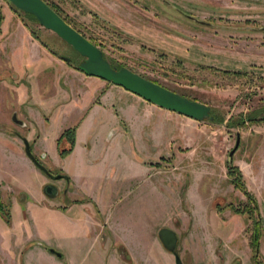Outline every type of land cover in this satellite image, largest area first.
<instances>
[{"label":"rangeland","instance_id":"374dc122","mask_svg":"<svg viewBox=\"0 0 264 264\" xmlns=\"http://www.w3.org/2000/svg\"><path fill=\"white\" fill-rule=\"evenodd\" d=\"M0 1V130L17 129L26 137L31 129L43 152L55 160L60 131L74 128L78 145L85 148L88 142L91 148L83 170L89 190L59 178L61 190L51 199L68 205L70 188L82 200L96 197L110 216L96 214L100 225L108 219L110 231L104 236L107 248L98 252L95 232L87 234L72 212L68 221L42 204L33 210L35 220L25 225L36 238L31 246L23 241L20 250L12 245L21 233L22 211L7 201L0 208V264H26L22 258L32 247L28 264H49L36 253L43 246L75 258L70 264H113L112 259L175 264L158 237L162 227L179 234L176 251L185 264H254L250 237L256 218L262 229L259 247L264 248V121H258L264 117V0H45L102 49L112 65L209 105L214 115L209 121L140 96L145 111L139 109L142 117L135 118L134 106H142L133 104L128 90L77 70L84 58L72 46L7 0ZM17 21L28 23L36 33L32 38L46 49L35 51L41 52L36 65L31 58L30 67L24 66L27 77L10 74L15 68L8 53L15 48L19 58L23 50L36 48L15 27ZM23 121L28 123L23 126ZM237 134L239 144L229 161ZM48 160L42 162L48 165ZM0 164V183H13L1 158ZM229 165L241 170L258 213H250ZM51 170L58 172L54 166ZM30 179L37 187L39 179L33 174ZM48 182L55 184V179Z\"/></svg>","mask_w":264,"mask_h":264},{"label":"crops","instance_id":"0c3cea01","mask_svg":"<svg viewBox=\"0 0 264 264\" xmlns=\"http://www.w3.org/2000/svg\"><path fill=\"white\" fill-rule=\"evenodd\" d=\"M0 7L4 8V5L2 4L1 1H0ZM7 11L9 13V10H7ZM14 23H15V27L19 28L20 33L23 35H26L27 42L30 41L31 45H32V43H34L36 48L33 51V53L32 52L26 53L23 50V52L21 53V56H19V58L16 57L17 52L15 51V48H13L12 52L8 53V54H10V55H8V57L10 59V56L12 54V59L14 60V66L13 67L15 68V71L13 70V73H10V74H12L14 77L15 76L19 77V76H21V73L23 72L24 73L23 77H27L29 75L30 71L28 72L25 69L30 67L28 65H29L31 58L33 60H35L34 63L36 65L37 64V58L40 56L41 52L35 53V51H39V49H43V48L41 46H39L40 44H38V42H37L38 40L36 41V39L32 38L30 30L28 29V27L23 22L17 21ZM45 50L46 49H43V51H45ZM44 54H46V53H44ZM24 66H26L25 69H24ZM17 70L20 72H17ZM17 87H18L17 89L20 90L21 89L20 87H22V86L17 85ZM110 87L111 86H109V88ZM23 90L25 91V89H23ZM128 92H127L126 96L130 100L132 99L133 104H139V107L142 106L141 108H138V106H134L135 112L138 111L137 112L138 115H136L134 110H132V112L135 114V118H136V116L138 118L139 113H140L139 109H142L144 104L141 102V100H137V99H141L139 96H137L135 94L133 95V94L128 93ZM107 94H108V92H107ZM27 98H29V96L26 94L24 99H27ZM97 107L99 108V106H97ZM93 108L94 107H92V109L90 108L88 113L93 111ZM74 110H77V106H74ZM125 110H126V108L124 109V111ZM142 110L145 111L144 108ZM140 116L142 117V115H140ZM27 117H28V115H27ZM127 122H128V120H127ZM26 123H28V122L23 121V123H22L23 126L26 125ZM16 130H15V132H16ZM7 131H9V130H2V131L0 130V134L3 135L2 138L4 140V144H0V158L5 161V165H7L6 169L10 170V176H11L10 178L13 180V183H11V181L8 183H0V196H1V201H3L4 203L9 201L13 205V207L19 208V210L22 211L20 219L18 218L19 219L18 222L20 223V226H21V230H20L21 233L18 236L19 239L18 238L16 239V240H18V243L14 244L12 246L17 247L18 249L21 250L20 247L23 246V243H22L23 241L25 242V245L31 246L30 243L33 240H35L36 237L33 236L32 234L30 235L26 226L29 223V220H35L33 210L42 204H47V206H49L50 211H52V209H54L55 212H57L60 215H62L63 217H65V219H67V220L69 219L67 217V213L72 212L71 216L74 217L76 221L82 222V224H83L82 228L84 229L85 232H87V234L89 233V235H90V234H93V232H95L94 238L96 239L95 241H96L97 247L100 249V250L99 249L97 250L98 252L107 248L105 246L106 240L104 239V236H110V231L107 229L108 228L107 227V223H108L107 220L108 219L106 221H102V223L100 225V219L96 217V214H99V215H101L103 217H107V218H109L110 216L107 214L106 210H102V208L100 206V204H102V203H100V200H98L96 197H92V196L88 197L89 200H82V198L74 197L73 196L74 195L73 190L69 188L68 189L69 191L67 190L66 193H67V195H71L72 197H70V201H69L68 205H66L65 203H64L65 205H62V203L54 202L51 198L54 197V194L56 195L59 192V190H61L59 187L60 180L55 179V184H52L55 187L54 193L46 194L45 193V187L47 184H49L48 178L45 175L41 174L42 172H40V170L33 164L30 157L26 154L22 138L19 137L18 135L12 134L11 131H9V132H7ZM17 131L20 132V130H17ZM25 138L29 141L33 154H37L36 150H39L41 152L43 151L41 149V146L39 145L40 144L39 143V141H40L39 137H35L34 131H31V129H30L29 132H27V136ZM77 138H78V134L75 133V135H74V146L72 147L71 151L68 154H66L64 156H60L57 153V155H55V160L52 159L49 155H47L49 160H50V161L48 160V163L51 166L56 167L58 169V171H60L62 174H68L67 179H65V178H62V179L64 181L68 180L71 187H72V185L77 184L79 187L82 186V188L86 187L88 189V187H89L88 179L89 178L86 175L85 171H83V170L87 166V162L89 161V158L91 156L90 155L91 154V148L90 147L88 148V142L86 144V147L82 148V146L78 145V143H77L78 139ZM132 139L134 140V137H132ZM88 140H90V138ZM81 149H83V150H81ZM81 151L83 154L81 153ZM94 160H95V162H99L98 159H94ZM0 167H1V164H0ZM31 174H33L34 176H36V178L39 179V182L37 183V187L32 186V184H31V179H30ZM25 176H26V181L24 180ZM81 182H83V183H81ZM101 193H102V191L100 190L98 196H101ZM45 194L48 196H51V197H48ZM28 212H29V214H28ZM68 221H70V220H68ZM97 228H99V229L101 228L102 230L98 231ZM177 236L179 238L178 233H177ZM118 243L122 244L124 242L119 240ZM124 245H125V248L128 249L127 244L124 243ZM91 246H93V244H91ZM50 249H53L54 252L50 251ZM86 250H88V247L86 248ZM32 251H34L33 247L31 249H28L27 251L25 250V255L22 258V262L28 264V259H27L26 254H28V253L31 254ZM35 252H36V250H35ZM260 252L264 258V248H260ZM36 253H38L37 255H39L40 258H43L45 260L47 259L49 264H70V262H73L74 260H76L72 256H67L65 252H64L65 253V255H64V254L58 252L57 249H55V248H50V247L46 248L45 246L41 247L38 250V252H36ZM56 253H59L60 256H58ZM25 256H26V259H25ZM180 256H181V259L183 261L181 254H180ZM117 258L120 259V262L122 261L121 256H117ZM112 262H113V264H118V262L116 260L113 261V259H112ZM133 262H134V259L131 257L130 263H133ZM199 262H201V261H196L193 264H197ZM20 263L21 262L19 261V264ZM183 263H184V261H183ZM217 263L219 264V262H217ZM204 264H208V263H204Z\"/></svg>","mask_w":264,"mask_h":264},{"label":"water","instance_id":"95a60500","mask_svg":"<svg viewBox=\"0 0 264 264\" xmlns=\"http://www.w3.org/2000/svg\"><path fill=\"white\" fill-rule=\"evenodd\" d=\"M15 8L32 14L38 23L56 33L61 39L68 43L84 59L78 64V69L86 75L96 76L112 84L142 97L161 108L176 112L194 120L209 121L214 119L211 114V107L206 103L190 99L176 93L142 75L130 70L127 67L116 68L103 56L102 50L92 43L87 37L67 23L45 0H7ZM70 61V58L63 57ZM26 154L36 161L30 150V144L26 138H22ZM240 135H236L234 148L229 152L228 160L237 148ZM61 175H55L59 179ZM52 187H45V193L50 194ZM158 237L166 250L174 254L175 264H184L178 253L175 251L177 245V233L169 227H162L157 232ZM53 251V249H50ZM60 256L59 253H56ZM204 264V263H197Z\"/></svg>","mask_w":264,"mask_h":264},{"label":"trees","instance_id":"16d2710c","mask_svg":"<svg viewBox=\"0 0 264 264\" xmlns=\"http://www.w3.org/2000/svg\"><path fill=\"white\" fill-rule=\"evenodd\" d=\"M16 9L17 8L14 7V10H16ZM17 10H19V9H17ZM54 10L58 13V11L56 9H54ZM19 11H21V10H19ZM25 14L37 21V19L32 14H29V13H25ZM2 19H3V16H2V13H1V10H0V24L2 22ZM25 25L28 27V29L30 30L32 35L33 34L36 35L34 30L31 28V26L28 23H25ZM35 38H37V37L35 36ZM42 44L44 46H46V43L42 42ZM116 68H120V67H116ZM211 114H213L212 113V109H211ZM250 120H252V119H250ZM255 121H257V120H255ZM258 121H264V117H262ZM74 133H75V129L74 128H68L62 133V135L58 139V141H57L58 142V146L61 144V140L62 139L67 140V142L69 143V147L60 148L59 149V155L60 156H64V155L68 154L71 151V149H72V147L74 145ZM229 172H230V175L234 177L235 185L240 187L242 189V191L244 192V194L247 196V198H248L247 202H248V205H249L250 213L251 214L252 213H258V207H257L256 199L245 188L243 180H242L241 170L239 169V167L236 166V165H229ZM1 205H3V203L0 201V208L2 207ZM1 211H3V210H1ZM237 211H239V210H237ZM5 216L6 217H4V218L7 219L9 217V213L6 212ZM254 229H255V234H254V236L250 237V246H251V249H252V252H253V261H254V264H264V262L262 260H260L259 252H258L259 239H260L261 234H262V232H261V230H262L261 229V223H260V219H258V218H256V220H254Z\"/></svg>","mask_w":264,"mask_h":264},{"label":"flooded vegetation","instance_id":"af4514ba","mask_svg":"<svg viewBox=\"0 0 264 264\" xmlns=\"http://www.w3.org/2000/svg\"><path fill=\"white\" fill-rule=\"evenodd\" d=\"M60 15V14H59ZM61 16V15H60ZM62 17V16H61ZM63 18V17H62ZM64 19V18H63ZM65 20V19H64ZM66 21V20H65ZM67 22V21H66ZM68 23V22H67ZM77 30V29H76ZM80 32V31H79ZM81 33V32H80ZM92 42V41H91ZM93 43V42H92ZM96 45V44H95ZM102 50V49H101ZM103 52V51H102ZM103 56H104V54H103ZM105 57V56H104ZM62 59H63V57H61ZM106 58V57H105ZM107 59V58H106ZM64 60V59H63ZM66 61V60H65ZM70 61H71V59H70ZM70 61H68V62H70ZM110 63V62H109ZM111 64V63H110ZM112 65V64H111ZM113 66V65H112ZM114 67H116V66H114ZM77 70H79L78 69V67H75ZM79 71H81V70H79ZM82 72V71H81ZM25 126V125H24ZM29 129H30V127H29ZM66 129H68V128H64L63 130H61V132H60V134H59V136L57 137V139H56V147H57V152H58V154H59V149L60 148H66V147H69V143L67 142V140H65V139H62L61 140V144L58 146V139L60 138V136L62 135V133L66 130ZM11 132H12V134H15V135H18L19 137H21V138H25L24 136H22V134L19 132V131H17L16 130V132H15V130H11ZM74 135H75V133H74ZM29 142V141H28ZM30 144V143H29ZM74 146V145H73ZM30 150H31V152H32V149H31V145H30ZM32 154H33V152H32ZM33 156L35 157V159H36V161L34 162L33 160H32V162H33V164L46 176V177H48V178H52V179H56L55 178V175H61V177L60 178H65V179H67V177L65 176V174H62L60 171H58L56 174L55 173H53L52 172V170H51V165H47L46 163H44V162H42L43 161V159H45L46 157H47V155H46V153L45 152H40V153H38V154H33ZM31 159V158H30ZM43 169V170H42ZM48 185H50L51 187H52V191H51V193L50 194H52V193H54V191H55V187L52 185V184H47L46 186H48ZM0 201H1V196H0ZM3 204H4V202L3 201H1ZM179 239V238H178ZM178 239H177V243H178ZM176 247H177V245H176ZM260 248H261V246L258 248V252H259V257H260V260H262L263 262H264V258H263V256L261 255V252H260ZM175 251H176V249H175ZM170 252V251H169ZM177 253H178V251H176ZM172 253V252H171ZM174 255V254H173ZM178 255L180 256V253H178ZM180 258H181V256H180ZM182 260V259H181ZM174 263H175V260H174ZM185 264V263H184Z\"/></svg>","mask_w":264,"mask_h":264}]
</instances>
